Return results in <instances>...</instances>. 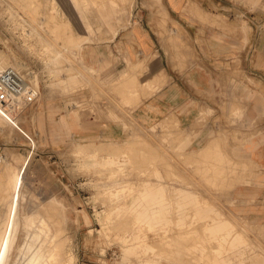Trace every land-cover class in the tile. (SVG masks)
Returning a JSON list of instances; mask_svg holds the SVG:
<instances>
[{
  "label": "rangeland",
  "instance_id": "rangeland-1",
  "mask_svg": "<svg viewBox=\"0 0 264 264\" xmlns=\"http://www.w3.org/2000/svg\"><path fill=\"white\" fill-rule=\"evenodd\" d=\"M103 1L109 5L105 17L97 0H0V70L13 68L38 93L21 112L0 114V178L9 170L13 179L7 198L0 183V228L3 219L11 220L8 229L16 235L1 248L2 264L26 262L24 240L48 248V242L26 236L35 228L27 226L30 218L37 217L59 236L69 254L64 264H264V220L232 209L231 189L244 180L243 167L215 152L189 150L172 116L145 126L122 112L115 117L118 137H60L54 151H46L49 141L36 131L34 104L56 96L77 111L109 105L98 96L97 69L84 63L83 46L112 38L132 20H178L166 0ZM170 1L177 7L180 0ZM117 99L133 108L124 95ZM233 117L239 122L236 110ZM233 127L242 131L244 122ZM44 202H50L49 213ZM41 213L52 221L59 215V221Z\"/></svg>",
  "mask_w": 264,
  "mask_h": 264
},
{
  "label": "crops",
  "instance_id": "crops-1",
  "mask_svg": "<svg viewBox=\"0 0 264 264\" xmlns=\"http://www.w3.org/2000/svg\"><path fill=\"white\" fill-rule=\"evenodd\" d=\"M166 4L178 20H132L112 38L83 46L84 63L97 69L98 96L109 105L93 117L69 100H40L32 110L36 131L52 152L60 137H118L122 112L145 126L172 116L189 150L209 149L243 167L232 209L264 220V0ZM122 95L133 108L119 103ZM235 110L242 131L233 127Z\"/></svg>",
  "mask_w": 264,
  "mask_h": 264
},
{
  "label": "bare ground",
  "instance_id": "bare-ground-1",
  "mask_svg": "<svg viewBox=\"0 0 264 264\" xmlns=\"http://www.w3.org/2000/svg\"><path fill=\"white\" fill-rule=\"evenodd\" d=\"M98 1H99V3H98ZM83 2H84V0H83ZM82 2V3H83ZM118 2H119V0H118ZM46 3V2H45ZM47 4V3H46ZM102 4V5H101ZM47 6V5H46ZM95 6V5H94ZM123 6V5H122ZM95 8H97L96 10H98L99 9V11H101L102 10V14H101V17H105V16H107V15H109V12H108V9H109V5L105 2V1H101V0H97V3H96V6H95ZM120 8V7H119ZM120 10V9H119ZM117 11V10H116ZM97 13V12H96ZM95 13V14H96ZM118 13V12H117ZM86 14V13H85ZM87 16V15H86ZM98 16V15H97ZM97 18V17H96ZM100 18V17H99ZM117 18V17H116ZM98 19V18H97ZM100 21V20H99ZM101 23V22H100ZM103 23V22H102ZM101 23V24H102ZM109 23V22H108ZM93 24V23H92ZM110 25V24H109ZM103 26V24L101 25V27ZM106 26V25H105ZM119 26V25H118ZM54 28V27H53ZM100 28V27H99ZM111 28V27H110ZM113 28V27H112ZM117 28V27H116ZM106 29V28H105ZM107 30V29H106ZM115 30H117V29H115ZM63 31V30H62ZM110 31H111V29H110ZM114 31V30H113ZM114 32H116V31H114ZM62 33V32H61ZM56 34V33H55ZM68 38V37H67ZM74 41V40H73ZM79 41V40H78ZM68 42V41H67ZM63 43H65V42H62V44ZM69 43V42H68ZM64 45H66V44H64ZM75 45H77L76 43H75ZM57 46V45H56ZM72 47H76V46H73V44H72ZM71 47V48H72ZM77 48V47H76ZM50 49V48H49ZM64 50V49H63ZM52 51V50H51ZM55 51V50H54ZM56 52V51H55ZM66 52V51H65ZM70 52V51H69ZM75 52H76V50H75ZM76 54V53H75ZM59 56V55H58ZM55 57V56H54ZM60 59V58H59ZM67 60V59H66ZM10 68V67H9ZM3 69H6V67L5 68H2L1 70H3ZM0 70V71H1ZM54 74V73H53ZM151 82V81H150ZM160 86V85H159ZM84 108V107H83ZM65 109V108H64ZM79 111V110H78ZM82 112L83 111H86V112H89L90 114H92L93 116H94V113H92L91 111H90V109H88V108H84V109H82L81 110ZM77 113V112H76ZM79 113V112H78ZM80 115V114H79ZM239 117V116H238ZM240 121V120H239ZM233 133V132H232ZM232 135V134H231ZM251 135V134H250ZM128 136V135H127ZM246 138V137H245ZM244 139V138H243ZM132 141V140H131ZM214 141V140H213ZM212 141V142H213ZM241 141V140H240ZM80 142V141H79ZM83 143V142H82ZM141 143V142H140ZM214 143V142H213ZM84 144V143H83ZM220 144V143H219ZM223 144V143H222ZM241 144H242V142H241ZM79 145V144H78ZM113 145V144H112ZM111 145V146H112ZM117 145V144H116ZM237 145V144H236ZM82 145H80V147H81ZM133 146V145H132ZM205 146V145H204ZM211 147H212V145H211ZM140 148V147H139ZM84 149V148H83ZM120 149V148H119ZM131 149V148H130ZM128 150V149H127ZM139 150V149H138ZM76 151H77V149H76ZM85 151V150H84ZM88 151V150H87ZM92 151V150H91ZM204 151H210L211 152V150H205L204 149ZM203 151V152H204ZM115 152V151H114ZM125 152V151H124ZM154 152H155V150H154ZM202 152V153H203ZM89 153H90V151H89ZM159 154V153H158ZM204 154V153H203ZM206 154V153H205ZM204 154V155H205ZM210 153H208V156L207 155H205V156H207V157H209V156H212V155H209ZM1 156V155H0ZM125 156V155H124ZM161 156V155H160ZM164 156V155H163ZM205 156H203V157H198V158H204ZM226 156V155H225ZM233 156V155H232ZM113 157V156H112ZM231 157V156H230ZM219 158V157H218ZM1 159H3V158H1ZM113 159V158H112ZM130 159V158H129ZM159 159V158H158ZM210 159V158H209ZM227 159V158H226ZM164 160V159H163ZM98 161V160H97ZM207 161V160H206ZM235 161V160H234ZM4 162V161H3ZM208 162V161H207ZM210 162V161H209ZM211 162H214V161H211ZM233 162V161H232ZM237 162H239V161H237ZM127 163V162H126ZM203 163V162H202ZM202 163H200V164H202ZM230 163V162H229ZM243 164H245L244 162H242ZM104 164V163H103ZM113 164V163H112ZM199 164V165H200ZM214 164V163H213ZM242 164V165H243ZM5 165V164H4ZM98 165V164H97ZM198 165V166H199ZM209 165H211V164H209ZM214 165H216V164H214ZM240 165V164H239ZM7 165H5V168H4V170L6 171L7 170V167H6ZM197 166V165H196ZM201 166V165H200ZM205 166V165H204ZM213 166V165H212ZM245 166V165H244ZM134 167V166H133ZM248 167V166H247ZM22 168V176L23 175H25V171H24V166L23 167H21ZM196 168H198V167H196ZM202 167H200V169H201ZM215 168V167H214ZM251 168V167H250ZM111 169V168H110ZM202 169H204V168H202ZM201 169V170H202ZM206 169V168H205ZM211 169V168H210ZM3 170V171H4ZM113 170V169H112ZM200 170V171H201ZM254 170V169H253ZM2 171V172H3ZM114 171V170H113ZM113 171H112V173H113ZM257 171V170H256ZM110 172V171H109ZM206 172V171H205ZM10 172H9V170H7L5 173H4V175L2 176L3 178H0V179H4L3 180V182H0L2 185L3 184H5L4 186H5V188H3V187H0V190H1V188H3L4 190H3V192H6V193H3L2 192V195H4V194H9V185L12 183V181H13V179L11 180L10 179V174H9ZM174 173V172H173ZM204 173V172H203ZM2 175V174H1ZM112 176V175H111ZM217 176V175H216ZM1 177V176H0ZM24 177V176H23ZM229 180V179H228ZM1 181V180H0ZM143 183V182H142ZM216 183V182H215ZM145 185V184H144ZM163 185V184H162ZM11 186V185H10ZM15 186V187H14ZM14 191H13V194L16 196V198L18 199L19 198V194H21V190L19 189H17V187H16V185L14 184ZM19 186V185H18ZM141 186V185H140ZM193 186V185H192ZM219 186V185H218ZM12 189V188H11ZM194 189V188H193ZM203 189V188H202ZM12 191V190H11ZM15 192V193H14ZM197 191H195V193H196ZM215 192V191H214ZM1 194V193H0ZM12 194V193H11ZM196 194H198V193H196ZM2 195H0L1 197H2ZM5 196V195H4ZM3 196V197H4ZM11 196V195H10ZM164 196V195H163ZM198 196V195H197ZM6 197V196H5ZM33 197V196H32ZM37 197V196H36ZM7 198V197H6ZM15 198V197H14ZM3 199V198H2ZM8 199H10V197L8 198ZM50 199V198H49ZM48 199V200H49ZM166 199H167V197H166ZM196 199H198V197L196 198ZM215 199V198H214ZM6 200V199H5ZM200 200V199H199ZM2 201H4V200H2ZM51 201V200H50ZM172 202V201H171ZM177 202V201H176ZM201 202V201H200ZM0 203H1V201H0ZM9 203V202H8ZM45 204H46V202H44ZM185 203H187V201L185 202ZM1 204H3V203H1ZM0 204V205H1ZM47 204H50V202L49 203H47ZM46 204V205H47ZM198 204V203H197ZM47 206H49V205H47ZM45 207L47 210H45L46 211V213H49L48 212V210L50 209V206L49 207ZM188 206V205H187ZM191 207V206H190ZM189 207V208H190ZM41 208V207H40ZM39 208V209H40ZM174 208V207H173ZM217 209V208H216ZM43 210V209H42ZM42 210H40V212L42 211ZM59 210V209H58ZM39 211V210H38ZM45 211H43V212H45ZM6 212H8L7 210H6ZM5 212V213H6ZM62 212V211H61ZM161 213L163 212V211H160ZM201 212V211H200ZM221 212V211H220ZM41 214H43V215H45V217L47 218V220L49 221V222H51L52 221V219H50L49 220V218H48V215L49 214H47V216H46V214H44V213H41ZM196 214V213H195ZM198 214V213H197ZM203 214V213H202ZM4 215V214H3ZM42 215V216H43ZM199 215V214H198ZM36 216H38V215H36ZM40 216V215H39ZM56 216H57V214H56ZM59 216V215H58ZM58 216L56 217L57 218V220H58ZM213 216V215H212ZM56 218H54L55 220H53V221H57L56 220ZM62 217H60L59 219H61ZM63 218H64V216H63ZM62 218V220H64ZM137 219H139V218H137ZM163 219V218H162ZM201 220V219H200ZM36 221V222H35ZM53 221H52V223H53ZM59 221V220H58ZM65 221V220H64ZM205 221V220H204ZM243 221H245V220H243ZM2 224L1 225H3V228H0V264H2V263H5L3 260H5L4 259V254H3V251L1 250V248H4V245L6 244V242H7V240H11V241H14L15 240V236L16 235H14L13 234V232H12V230L11 229H8V224H11V220H8V219H6V221L3 219L2 221ZM67 222V221H66ZM122 222H124L123 220H122ZM166 222V221H165ZM164 222V223H165ZM169 222V221H168ZM179 222V221H178ZM58 223V222H57ZM60 225H62L61 223H62V221L60 220ZM65 223V222H64ZM120 223V222H119ZM235 223V222H234ZM233 223V224H234ZM66 224V223H65ZM200 224V223H199ZM203 226L205 225L204 224V222L203 223H201ZM200 224V225H201ZM224 224V223H223ZM55 225L56 224H54V227H55ZM58 225V224H57ZM221 225V224H220ZM226 226H227V224H225ZM242 225V224H241ZM27 226L28 227H35L34 229L33 228H31V229H27L26 230V236L28 235V236H30L31 237V239H35V240H38L39 238L41 239V241H45V242H48L47 244H45L46 245V247H48V248H46V249H42V246L44 245V244H42V243H40L39 245H36V246H34L33 244V241H31V242H28V241H26V240H24L23 241V243H22V246H21V248L20 249H22V247H24V248H26V249H28V251H29V249H30V254H29V256H28V258H27V260H26V262L24 263V264H64L65 262H67L68 261V256H69V254H66L65 252L63 253V251H62V245H59V243H57V242H59L60 241V239H59V241H58V239L56 238V237H59V236H57L56 234H53V233H50L49 232V229L46 227V224H45V222L42 220V219H38V217H37V219L36 220H34V219H31L30 218V221L28 222V224H27ZM217 226H219V224L217 225ZM222 226H224V225H222ZM56 227H58V229L56 228ZM55 228H56V232H58L57 230H60V229H63V226H61V228L59 227V226H56ZM198 227H201V226H198ZM230 226H228V228H229ZM60 228V229H59ZM66 229V228H65ZM125 229V228H124ZM204 229H206V228H204ZM219 229H220V227H219ZM227 229V228H226ZM225 229V230H226ZM233 229V228H232ZM31 230V231H30ZM114 230V229H113ZM198 230V229H197ZM200 230V229H199ZM210 230V229H209ZM217 230H218V228H217ZM222 230H223V227H222ZM62 230H60V232H61ZM127 231V230H126ZM214 231V230H213ZM237 231H239V230H237ZM242 231V230H241ZM240 231V232H241ZM219 232H220V230H219ZM223 232V231H222ZM239 232V233H240ZM238 233V232H237ZM58 234H60V233H58ZM235 234V233H234ZM233 235V234H232ZM241 235V234H240ZM239 234H238V236H240ZM138 237V236H137ZM232 237V236H231ZM240 238H241V236H240ZM244 238V237H243ZM242 238V239H243ZM66 239V238H65ZM177 240V239H176ZM181 240V239H180ZM199 240V239H198ZM230 240V239H229ZM245 239H243V241H244ZM63 241V240H62ZM178 241V240H177ZM238 241V240H237ZM241 241V240H240ZM242 241V242H243ZM246 241V240H245ZM179 242V241H178ZM201 242V241H200ZM61 243V242H60ZM62 244V243H61ZM201 246V245H200ZM195 247V246H194ZM210 247H211V245H210ZM60 263H59V262Z\"/></svg>",
  "mask_w": 264,
  "mask_h": 264
},
{
  "label": "built area",
  "instance_id": "built-area-1",
  "mask_svg": "<svg viewBox=\"0 0 264 264\" xmlns=\"http://www.w3.org/2000/svg\"><path fill=\"white\" fill-rule=\"evenodd\" d=\"M37 95L36 89L13 68L0 71V114L21 112Z\"/></svg>",
  "mask_w": 264,
  "mask_h": 264
}]
</instances>
